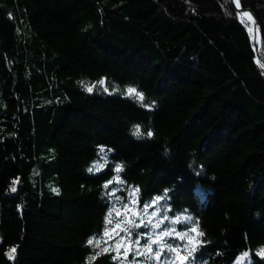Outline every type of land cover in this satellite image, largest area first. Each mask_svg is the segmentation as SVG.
Returning <instances> with one entry per match:
<instances>
[{
  "label": "trees",
  "instance_id": "trees-1",
  "mask_svg": "<svg viewBox=\"0 0 264 264\" xmlns=\"http://www.w3.org/2000/svg\"><path fill=\"white\" fill-rule=\"evenodd\" d=\"M240 3L264 63V0ZM244 24L232 0H0V264H180L193 247L195 264H264V77ZM133 189L127 216L162 196L148 213L168 216L134 232H188L168 238L180 258L104 235Z\"/></svg>",
  "mask_w": 264,
  "mask_h": 264
},
{
  "label": "snow or ice",
  "instance_id": "snow-or-ice-1",
  "mask_svg": "<svg viewBox=\"0 0 264 264\" xmlns=\"http://www.w3.org/2000/svg\"><path fill=\"white\" fill-rule=\"evenodd\" d=\"M235 4L237 8L241 7L240 0H235ZM242 17H247L248 20L252 21V17L249 13L243 12L240 14ZM243 22V21H242ZM252 23H255V21H252ZM249 32H251V29H249ZM100 85H104V81L101 80ZM95 85L92 87H87L86 90L88 92H92L93 88ZM105 91H108L107 88L104 89ZM127 94L129 96H134L136 99L139 101L144 100V95L141 92H138L135 88H129L127 90ZM137 136L141 135L139 126L136 127V131L134 133ZM147 135L149 137L152 136L151 132H148ZM103 151V149H101ZM101 168H103V165H99L97 167V171H99ZM89 171H92V169H89ZM122 171L121 167L116 168V172L119 173ZM116 183H124L119 177L116 178L115 180ZM113 181H109L107 184H105V188L107 189L109 184H112ZM12 191H15V188H12ZM138 189H133L129 195L133 197L132 200L128 201L127 203H124L122 205V209L117 212V216L123 215V219L117 220L115 223L113 222V211L115 210V206H113V210H110L109 213L106 216L105 220V228H104V235L107 236L109 231L114 232V235L110 237L111 239L115 240L117 236H119V240H115L116 243H120L121 241H126L128 243V248L126 249V253L128 251H131L132 245H136L137 247V255H142L146 256V259L148 260H160L161 257L165 254V252L168 253H174L177 258H180V252L178 251L179 246H173L172 244L168 243V238L173 237L175 234V238H178L180 240H184L186 237H188V232L184 233H177L174 228H167L164 227L162 231L155 232L154 234H150L148 232H134V229H140V228H148L149 226L155 230V229H160L162 225H164L165 221L168 220L167 215H162L161 218L154 224L152 221V218L157 217L160 214V210L157 208L155 211H152L151 213H148L149 208H156V204L159 203L160 200L166 199V196L162 197H157L155 201L153 202H146L143 206L142 211L148 215L150 218L147 220L144 219H139V214H140V209L137 208V210L133 213L134 216L139 219V223H137V219H133L129 216L126 215L127 212L132 211V209L139 204V201L136 199V193L138 192ZM111 195H115V192L113 191ZM117 199H121L120 197H117ZM188 222H191L190 217L185 218ZM175 222H180L179 218ZM110 226V227H109ZM191 232H196L198 236H203L202 232H199L196 227H192L189 229ZM123 234V235H121ZM133 235H135V239H133ZM144 240V243H141V240ZM101 239L102 238H97V237H92L87 241V244L89 246H95V247H100L101 244ZM189 243H192L193 238L188 237ZM153 245H157V248H153ZM123 246V245H121ZM143 248L144 251H140V248ZM16 249L13 248L11 249L12 253H15ZM116 251L119 253V249H116ZM197 251V247H193L187 256H184L180 258V264H195V256L193 255ZM102 252L106 253L108 252L107 248L102 249ZM101 253H97L96 255H100ZM257 255L264 256V248H262ZM249 254L245 252L242 257L239 258V260H243L244 258H247ZM9 258L11 259L12 256L10 255ZM112 259H119V255L111 257ZM96 256L90 257V260H95ZM165 264H176V260L174 258H167L165 260Z\"/></svg>",
  "mask_w": 264,
  "mask_h": 264
},
{
  "label": "water",
  "instance_id": "water-1",
  "mask_svg": "<svg viewBox=\"0 0 264 264\" xmlns=\"http://www.w3.org/2000/svg\"><path fill=\"white\" fill-rule=\"evenodd\" d=\"M232 2L234 3V5L236 6L235 4V0H232ZM237 8V7H236ZM240 9H243L242 6L240 8H237L238 10V14H239V11ZM246 10H248L251 14H252V17H253V21H255V23H253V27L254 29L259 33V40L256 41L253 37H251L253 43H254V51H255V62H256V65L258 67V69L260 70L262 76L264 77V73L262 71V68H264V63L262 62L261 58H260V55H259V50H260V45H261V30H260V26H259V23H258V20L256 19V16L254 14V12L249 9V8H244ZM240 17V16H239ZM240 21L242 22L243 20L241 19L240 17ZM243 23V22H242ZM245 25V24H244ZM246 26V25H245ZM247 27V30H248V26ZM249 33V32H248Z\"/></svg>",
  "mask_w": 264,
  "mask_h": 264
},
{
  "label": "bare ground",
  "instance_id": "bare-ground-1",
  "mask_svg": "<svg viewBox=\"0 0 264 264\" xmlns=\"http://www.w3.org/2000/svg\"><path fill=\"white\" fill-rule=\"evenodd\" d=\"M243 12H247V13H249L250 15H251V17H252V14L248 11V10H246V9H240V11H239V16L241 17V19L247 24V26H248V32H249V29H251V32H249V34H250V36L251 37H253L256 41H258L259 40V33L254 29V27H253V23H252V21H253V17H252V21H250V20H248V18L247 17H242L240 14L241 13H243ZM262 71H263V73H264V68H262Z\"/></svg>",
  "mask_w": 264,
  "mask_h": 264
},
{
  "label": "rangeland",
  "instance_id": "rangeland-1",
  "mask_svg": "<svg viewBox=\"0 0 264 264\" xmlns=\"http://www.w3.org/2000/svg\"><path fill=\"white\" fill-rule=\"evenodd\" d=\"M126 247H128V246H126Z\"/></svg>",
  "mask_w": 264,
  "mask_h": 264
}]
</instances>
